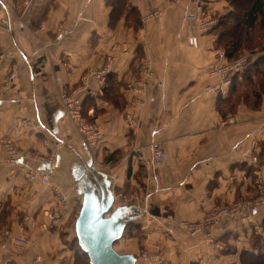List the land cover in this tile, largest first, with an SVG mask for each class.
Here are the masks:
<instances>
[{
	"label": "crops",
	"instance_id": "crops-1",
	"mask_svg": "<svg viewBox=\"0 0 264 264\" xmlns=\"http://www.w3.org/2000/svg\"><path fill=\"white\" fill-rule=\"evenodd\" d=\"M201 1L218 22L199 35L195 48L187 43L185 25L193 0H126L123 6L0 0V86L8 80L0 87V264H58L68 251L65 238L75 236L81 169L90 179L95 174L110 182L114 203L121 194L148 193V215L134 218L142 225L130 240L132 252L143 246L147 254L134 264H264V206L249 223L235 216L207 230L180 226L202 220L215 205L254 196V169L264 180L263 65L249 72L250 80L238 73L225 95L206 89L219 83L207 69L225 50L220 34L246 6L238 16L235 0ZM258 8L254 22L239 32L237 57L245 59L244 67L264 55V0ZM153 10L160 15L146 19ZM107 58L106 83L91 80L94 94L83 96L82 114L102 132L97 147L88 149L64 112L59 89L76 86ZM142 59L149 76L140 68ZM128 116L140 119V126L132 130ZM2 138L30 167L48 164L49 181L28 179L16 169ZM151 143L163 146L159 165L136 158L142 153L151 160ZM55 188L65 195L61 205ZM114 203L113 209L124 205ZM54 210L53 218L45 215ZM43 221L52 226L41 228ZM3 229L34 244L13 243Z\"/></svg>",
	"mask_w": 264,
	"mask_h": 264
},
{
	"label": "built area",
	"instance_id": "built-area-1",
	"mask_svg": "<svg viewBox=\"0 0 264 264\" xmlns=\"http://www.w3.org/2000/svg\"><path fill=\"white\" fill-rule=\"evenodd\" d=\"M193 2L195 5L194 13L185 19V25L187 26V43L196 48L199 46V35L209 32L217 24L218 18L204 9L201 0H193ZM159 15L160 11L153 10L148 13L145 18L151 19L158 17ZM216 57L214 63H212L207 70L209 76L217 77L219 79V83L217 85H210L206 89L225 95L231 85L232 77L243 70L245 59L238 56L234 59L227 60L225 52L222 50L216 53ZM111 60V58H107L102 67L86 70L81 76L79 84L76 86L70 87L68 85H62L59 89V97L64 107V112L74 123L77 131L81 135L83 143L88 149L97 147L102 138V132L95 121L82 114L83 96L85 94H94V90L90 87L91 80L96 81L100 85L106 83L109 72L111 71ZM140 68L145 75L149 76L151 74L148 63L143 59L141 60ZM7 81V79L3 80V83L1 84L2 88L5 87ZM138 84L140 85V83ZM128 124L133 130L140 126L141 121L138 118L128 116ZM1 144L9 156L8 161L13 164L16 169L24 172L28 179L38 178L43 182L49 181V168L30 167L24 161V155L17 151L9 138H2ZM131 150L137 151L134 144H132ZM150 150L151 160H146L142 153L137 154L136 158L146 165H149L150 163H154L155 165L161 164L164 161L163 146L159 143H151ZM41 160L42 159H40V161ZM251 161L255 165L258 164V157L256 154L251 155ZM254 172L256 174L253 182L255 186L254 196L250 198H239L231 202H224L215 205L208 211L202 220L181 221L180 226L183 229L190 231L207 230L219 219L235 216L247 223L253 222V211L259 206H264V180L258 175V169H254ZM54 193L58 199V204L61 205L62 201L65 199V195L57 188L54 189ZM121 196V203L124 204L128 199L144 201L143 208L139 207L136 202H133V205L131 206H136L142 215H148V193L141 195L136 191H132L130 194H121ZM56 213L57 211L54 210L53 213L45 212V215L53 218V215ZM52 222L53 221H43L40 223V227L43 229H49L52 226ZM254 227L257 229V233H262V230L258 225L255 224ZM2 233L4 237L8 238L13 243H19L22 245L34 244V241H30V239L12 236L9 229H3ZM146 254L147 252H145V255Z\"/></svg>",
	"mask_w": 264,
	"mask_h": 264
},
{
	"label": "water",
	"instance_id": "water-1",
	"mask_svg": "<svg viewBox=\"0 0 264 264\" xmlns=\"http://www.w3.org/2000/svg\"><path fill=\"white\" fill-rule=\"evenodd\" d=\"M49 167L43 163L36 166ZM88 171L92 173L91 169ZM84 172L81 169L78 173L82 200L74 221L79 247L87 254L90 264H134V254L119 253L113 244L122 236L127 220L141 215L139 209L136 206L121 205L111 211L114 197L109 189L110 182L98 180L95 174H90V179Z\"/></svg>",
	"mask_w": 264,
	"mask_h": 264
},
{
	"label": "trees",
	"instance_id": "trees-1",
	"mask_svg": "<svg viewBox=\"0 0 264 264\" xmlns=\"http://www.w3.org/2000/svg\"><path fill=\"white\" fill-rule=\"evenodd\" d=\"M106 1H107V3H109L111 5H117V6L118 5L123 6L126 2V0H106ZM258 3H260V0H235V6L237 8L238 16L240 15L239 11H240L241 7H243L245 5L246 9L245 10L241 9L242 10V14H241L242 17L241 18L234 17L235 18L234 23L232 25H230L229 27L225 26L224 32L222 34H220L219 44H221L222 46H225L224 52H225V57L227 60H231V59H234L237 57V45H238L237 41L240 39L239 38L240 37L239 32L241 31V29H243L245 24L250 25L254 22L255 16L253 14L256 13V11L259 9ZM222 38H223V40H222ZM259 62L264 67V55H261L258 58L257 62L245 65V67H243V70L241 71L242 75L246 79L250 80L248 74L250 71H252V69L258 70V71L260 70V69H258ZM236 75L237 74H235L233 77H235ZM233 77H232V79H233ZM262 89H264V83H263ZM232 90H234V85L231 83L230 91H232ZM73 240H76V242H77L76 235L74 236ZM77 244H78V242H77ZM80 250L82 251L81 248H80ZM88 263H89V259H88Z\"/></svg>",
	"mask_w": 264,
	"mask_h": 264
},
{
	"label": "rangeland",
	"instance_id": "rangeland-1",
	"mask_svg": "<svg viewBox=\"0 0 264 264\" xmlns=\"http://www.w3.org/2000/svg\"><path fill=\"white\" fill-rule=\"evenodd\" d=\"M253 86H255V83H252V85H250V86L247 85V87H244L242 89V91L245 92L249 89H252ZM121 200H122V196L118 195L117 200L115 201L114 205L124 204V203H121ZM126 201L127 202L124 205L130 206V205H133V202H136L139 205V207L143 208V206H144V201H141V200L128 199ZM78 211H79V209H78ZM77 214H78V212H77ZM77 214H76V217H77ZM141 217H138V219H141ZM136 220L132 219V220L127 222L125 229H124V232H123V235L121 236L120 239H118L114 242L113 246L118 252H121V253L130 252V253H133L135 255V257L138 258L139 255L144 256L145 252H147V250L145 248H143V246H141V247L137 246L136 249L133 250L134 252H132V250H131L132 248H131L130 240H131V238H133V235L138 236L137 230L140 229L139 226L142 225L141 223H138ZM141 235H143L142 232H141ZM68 239L69 238H67V240H66V238H65V248L68 251H66V253H64L62 255V258L60 259L58 264H89L87 255L80 250L76 240H71L72 238H70V240H68Z\"/></svg>",
	"mask_w": 264,
	"mask_h": 264
},
{
	"label": "bare ground",
	"instance_id": "bare-ground-1",
	"mask_svg": "<svg viewBox=\"0 0 264 264\" xmlns=\"http://www.w3.org/2000/svg\"><path fill=\"white\" fill-rule=\"evenodd\" d=\"M113 197H114V199H113V203H114V200H115V196L113 195ZM113 203H112V205H113ZM113 210V208L111 209V211ZM127 221H130V220H127Z\"/></svg>",
	"mask_w": 264,
	"mask_h": 264
}]
</instances>
